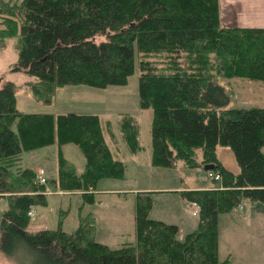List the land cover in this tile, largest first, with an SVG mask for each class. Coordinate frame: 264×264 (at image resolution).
I'll return each mask as SVG.
<instances>
[{"label": "trees", "instance_id": "1", "mask_svg": "<svg viewBox=\"0 0 264 264\" xmlns=\"http://www.w3.org/2000/svg\"><path fill=\"white\" fill-rule=\"evenodd\" d=\"M20 21L0 16V39L16 35L14 70L35 100L50 102L57 88L123 85L138 55V104L151 109L150 161L184 168L211 163L215 185L179 195L197 207V223L182 239L175 224L149 217L151 196H134V243L109 247L94 239V219L78 218L70 232L27 229L32 206L45 205L44 184L30 168L13 171L22 151L73 143L84 158L76 173L57 148L58 191L92 201L100 179H121L124 162L114 157L95 114L23 113L14 86H0V254L18 264H231L217 258V217L242 200L264 206V107H230L220 78L264 84V27L220 23L217 0H20ZM13 14V12L11 11ZM11 15V14H10ZM9 26V28H8ZM97 35L105 40L95 42ZM2 37V38H1ZM129 153L142 148L139 125L118 123ZM217 145L229 148L236 172L218 160ZM200 152L199 160L196 151ZM203 170V169H202Z\"/></svg>", "mask_w": 264, "mask_h": 264}, {"label": "rangeland", "instance_id": "2", "mask_svg": "<svg viewBox=\"0 0 264 264\" xmlns=\"http://www.w3.org/2000/svg\"><path fill=\"white\" fill-rule=\"evenodd\" d=\"M20 0H0V16L12 17L20 21L17 4ZM13 12V14L11 13ZM11 14V15H10ZM2 25L0 24V28ZM9 28V26H8ZM2 38V37H1ZM16 35L0 39V86L11 82L14 86V103L23 113L64 114L68 112L97 115L104 141L110 151L124 162L121 179H100L96 183V193L92 201L83 200L79 192L72 194L56 190L51 179L56 177L57 148L75 170L83 169L84 158L73 143L57 145L50 143L31 151H22L13 162L12 170L30 168L35 177L39 170L44 171L45 205L32 208L35 218L29 216L27 229H61L70 232L75 229L78 218L90 214L94 219V239L109 247H118L125 243H134V196L138 192H148L151 196L149 217L173 223L177 227V238L194 229L197 207L182 200L179 191L183 187L202 189L209 187L211 171L196 168H184L181 163L175 167H155L150 161V120L151 109L141 108L138 104V55L135 49L134 67L123 85H108L97 88L88 85H66L56 89L50 102L35 100L29 91L28 82L32 77L23 71L14 70L17 61L15 50ZM105 40L97 35L95 42ZM219 83L231 93L230 107H264V84L257 80L239 77L220 78ZM130 116L139 125L138 141L141 150L129 153L121 137L118 123L121 117ZM216 154L228 169L236 168L232 154L226 146H216ZM200 152L196 151L199 160ZM35 179V178H34ZM105 190V191H104ZM120 193V194H119ZM47 195V197H46ZM7 202L0 196V216ZM243 210L230 211L232 217L243 216L248 205L242 203ZM264 208V207H263ZM33 215V214H32ZM222 216V217H221ZM227 215L217 220V258L222 260L229 253L231 264H264V228L255 222L239 221L236 226L226 221ZM264 220V217H263ZM19 258L7 259L0 254V264H18Z\"/></svg>", "mask_w": 264, "mask_h": 264}, {"label": "crops", "instance_id": "3", "mask_svg": "<svg viewBox=\"0 0 264 264\" xmlns=\"http://www.w3.org/2000/svg\"><path fill=\"white\" fill-rule=\"evenodd\" d=\"M217 1H218L219 20H220V23H222L223 25L264 27V0H217ZM215 153H216V148H215ZM216 156H217V154H216ZM217 158H218L219 162L223 165L222 161L219 159L218 156H217ZM235 166H236V164H235ZM124 167H125V165H124ZM228 170H230L232 172H236L237 167L234 169H228ZM212 186H214L213 183L209 187H212ZM209 187H205V188H209ZM184 189H196V188L183 187L180 190H178V189H175V190L180 192L181 190H184ZM96 191L97 190H94L93 193H96ZM136 192H138V191H136ZM62 193L69 194L66 192H62ZM75 193H77V192H74L72 194H75ZM46 197H47V195H46ZM182 200H184V199L182 198ZM242 203H245L248 205V209L243 216L232 217V214L229 211L227 213L219 214L218 217H220V215H227L226 221L229 223H232L233 226H236L239 221L245 222V223H251L252 221H254L256 226H259L260 228L263 229L264 228V220H263V217H264V208L263 207L264 206L261 204H258V203L249 204L245 200H242L241 203L238 205V206H240V208H238V206H236V207H234L233 210L237 213L242 211L243 210ZM33 207L34 206H32L29 210L33 214V218H35V215H34L35 211L32 212ZM195 216H196V218H195L194 226H196V223H197V215H195ZM218 217H217V220L220 219ZM158 220H161V219H158ZM161 221H163V220H161ZM171 224H173V223H171ZM176 237H177V233H176ZM217 255H218V251H217ZM229 256L230 255L227 252L223 259H225V258L229 259Z\"/></svg>", "mask_w": 264, "mask_h": 264}, {"label": "built area", "instance_id": "4", "mask_svg": "<svg viewBox=\"0 0 264 264\" xmlns=\"http://www.w3.org/2000/svg\"><path fill=\"white\" fill-rule=\"evenodd\" d=\"M44 171H42V170H39V172L36 174V177H35V182L36 183H38V184H43V183H45V179H44ZM210 177L212 178V179H214V180H219V175L217 174V173H211L210 174ZM238 208H240V206H238ZM27 214H28V216H31V217H33V215H32V213H31V211L29 210L28 212H27Z\"/></svg>", "mask_w": 264, "mask_h": 264}, {"label": "water", "instance_id": "5", "mask_svg": "<svg viewBox=\"0 0 264 264\" xmlns=\"http://www.w3.org/2000/svg\"><path fill=\"white\" fill-rule=\"evenodd\" d=\"M214 167V164H211V163H207V164H203L202 165V169L203 170H210Z\"/></svg>", "mask_w": 264, "mask_h": 264}]
</instances>
